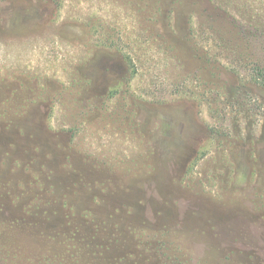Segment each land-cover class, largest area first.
Masks as SVG:
<instances>
[{"label": "rangeland", "instance_id": "374dc122", "mask_svg": "<svg viewBox=\"0 0 264 264\" xmlns=\"http://www.w3.org/2000/svg\"><path fill=\"white\" fill-rule=\"evenodd\" d=\"M264 0H0V264H264Z\"/></svg>", "mask_w": 264, "mask_h": 264}, {"label": "trees", "instance_id": "16d2710c", "mask_svg": "<svg viewBox=\"0 0 264 264\" xmlns=\"http://www.w3.org/2000/svg\"><path fill=\"white\" fill-rule=\"evenodd\" d=\"M259 74L256 76V80L262 86H264V69H259Z\"/></svg>", "mask_w": 264, "mask_h": 264}]
</instances>
